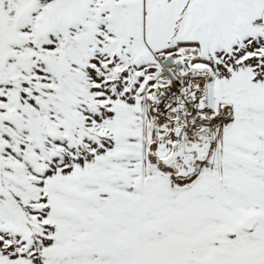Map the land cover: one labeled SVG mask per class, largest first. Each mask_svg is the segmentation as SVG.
I'll return each mask as SVG.
<instances>
[{
	"label": "snow or ice",
	"instance_id": "6c2138e0",
	"mask_svg": "<svg viewBox=\"0 0 264 264\" xmlns=\"http://www.w3.org/2000/svg\"><path fill=\"white\" fill-rule=\"evenodd\" d=\"M0 264H264V0H0Z\"/></svg>",
	"mask_w": 264,
	"mask_h": 264
}]
</instances>
